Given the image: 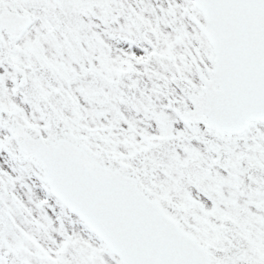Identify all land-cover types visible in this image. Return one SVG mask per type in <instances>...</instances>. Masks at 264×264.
<instances>
[{"label":"snow or ice","instance_id":"6c2138e0","mask_svg":"<svg viewBox=\"0 0 264 264\" xmlns=\"http://www.w3.org/2000/svg\"><path fill=\"white\" fill-rule=\"evenodd\" d=\"M0 264H264V0H0Z\"/></svg>","mask_w":264,"mask_h":264}]
</instances>
